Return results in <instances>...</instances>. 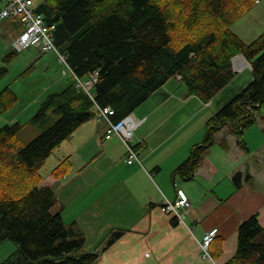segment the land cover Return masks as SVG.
Instances as JSON below:
<instances>
[{"label": "trees", "instance_id": "obj_1", "mask_svg": "<svg viewBox=\"0 0 264 264\" xmlns=\"http://www.w3.org/2000/svg\"><path fill=\"white\" fill-rule=\"evenodd\" d=\"M256 0H41L34 10L54 25L57 48L81 77L96 72L92 98L71 82L46 96L31 123L42 129L25 142V124L0 125V243L16 250L0 264H93L97 251H83L85 237L66 225L55 191L41 185L45 159L80 125L94 118V102L110 106L113 120L132 113L168 79L178 76L187 93L209 102L236 75V57H244L252 79L205 122L204 137L193 145L176 172L190 179L222 128L246 150L245 130L264 105V32L246 43L231 30ZM0 67V77L6 73ZM94 94V95H93ZM17 101L0 90V117ZM49 119H51L49 121ZM227 146L226 142H220ZM67 159L52 169L68 171ZM235 185L241 173L232 176ZM120 235L111 230L110 244ZM221 249H218V253ZM224 264H264V227L251 215L237 228V246Z\"/></svg>", "mask_w": 264, "mask_h": 264}, {"label": "crops", "instance_id": "obj_2", "mask_svg": "<svg viewBox=\"0 0 264 264\" xmlns=\"http://www.w3.org/2000/svg\"><path fill=\"white\" fill-rule=\"evenodd\" d=\"M255 3L264 13V0ZM10 22L18 31L19 22ZM21 32L22 26L18 35ZM37 53L34 58L44 54ZM234 68L236 75L209 102L188 94L174 76L132 112L140 121L134 141L141 146L142 164L126 163L122 142L116 137L105 140V123L94 118L52 151L54 166L68 158V171L59 178L50 174L52 169L44 171L40 184L55 191L64 223L78 226L84 236L90 226H114L108 231L120 232L110 244L108 237L103 240L102 253L93 264H224L236 251L242 221L255 214L264 227V114L258 116L259 110L257 121L243 135L246 150L224 127L190 179L176 172L193 145L202 141L206 120L252 79L244 57H236ZM1 119L9 124L19 121L17 115ZM236 172L241 173L239 185L232 180ZM178 191L191 202L181 209L182 222L160 210ZM213 227L218 231L209 259L200 241Z\"/></svg>", "mask_w": 264, "mask_h": 264}, {"label": "rangeland", "instance_id": "obj_3", "mask_svg": "<svg viewBox=\"0 0 264 264\" xmlns=\"http://www.w3.org/2000/svg\"><path fill=\"white\" fill-rule=\"evenodd\" d=\"M4 1L0 0V9L3 7ZM40 2L41 0H33L34 4ZM257 5L254 1L231 26V30L246 43L264 32V13L256 10ZM12 20L17 19L4 18L0 20V67L7 69L6 73L0 77V90L5 86L10 87L17 95V101L12 107L3 112L1 117L17 115L19 122L26 125L20 136L22 140L28 142L42 130L38 124L31 123V119L46 96L50 93L61 92L68 87L72 80L70 77L63 75V70L66 68L55 58L53 52L44 53L40 58H34L38 54V49L33 44H29L20 51H15L12 47V41L18 35L22 25L17 23L20 27L17 31L15 25L10 22ZM263 114L264 105L261 106L257 115L262 116ZM1 117L0 125L3 124ZM55 162V154L52 153L45 159L39 173L44 176V171H49L59 164L57 163L54 166ZM51 171L50 174L53 176ZM74 227L78 228V226ZM111 227L114 226H90V229L86 230L84 236L86 239L82 250L97 251L100 255L104 247L103 240L109 236L110 230L108 231V229ZM15 250L16 246L11 241L0 243V263Z\"/></svg>", "mask_w": 264, "mask_h": 264}, {"label": "built area", "instance_id": "obj_4", "mask_svg": "<svg viewBox=\"0 0 264 264\" xmlns=\"http://www.w3.org/2000/svg\"><path fill=\"white\" fill-rule=\"evenodd\" d=\"M4 18L17 19L22 25V32L12 41V47L15 51H20L29 44H33L39 53L53 52L58 61L66 68L63 70V75L70 77L78 90L86 92L92 98V86L97 78L96 72L87 77H81L76 74L75 70L68 64L66 55L54 43V25L45 24L42 15L34 10L33 0H5L3 7L0 9V20ZM94 107V119L97 122L105 123L104 139L118 138L125 148V162L128 164L133 162L142 164L139 155L141 151L140 144L134 141V130L140 121L136 120L131 113L118 120H113V108L100 106L95 102ZM190 206V200L183 192L178 191V195L173 201L164 200L160 210L173 215L179 222H182L181 209ZM217 231V228L213 227L207 230L201 238L200 247L203 251V256L207 258H211L209 246L215 239Z\"/></svg>", "mask_w": 264, "mask_h": 264}, {"label": "bare ground", "instance_id": "obj_5", "mask_svg": "<svg viewBox=\"0 0 264 264\" xmlns=\"http://www.w3.org/2000/svg\"><path fill=\"white\" fill-rule=\"evenodd\" d=\"M34 4V3H33ZM41 15V14H40ZM43 17V16H42ZM44 20V19H43ZM47 25V24H46ZM54 28H55V26H54ZM54 31V30H53ZM84 92V91H83ZM94 95V94H93ZM118 120V119H117ZM141 147V146H140ZM177 196V195H176Z\"/></svg>", "mask_w": 264, "mask_h": 264}]
</instances>
